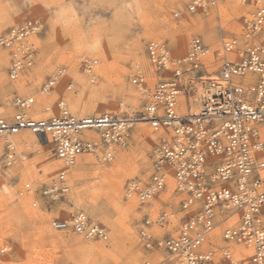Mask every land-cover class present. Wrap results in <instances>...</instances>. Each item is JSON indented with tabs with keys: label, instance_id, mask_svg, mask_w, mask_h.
<instances>
[{
	"label": "rangeland",
	"instance_id": "obj_1",
	"mask_svg": "<svg viewBox=\"0 0 264 264\" xmlns=\"http://www.w3.org/2000/svg\"><path fill=\"white\" fill-rule=\"evenodd\" d=\"M125 1L129 0H0V35L26 18L37 19L40 24V30L27 37L34 55L22 78L9 79L11 56L7 49L0 48V118L10 120L18 111L13 105L15 95L33 98L27 109L37 107L41 100L43 116L32 117L23 110L35 119L58 116L56 103L60 100L76 117L80 114L73 109L75 100L93 110L94 115L104 108L113 116L136 117L143 109L144 95L129 80L134 64L140 65L148 89L169 76L160 75L149 64L148 42L165 40L175 58L185 55L189 41L196 36L214 49L222 39L240 37L241 19L251 9L239 0H217L206 12L190 13L186 9L190 0H138L137 11L132 13ZM46 8L63 21L52 22ZM89 59L97 61L94 82L88 81L81 69V62ZM207 60L211 62L212 58ZM59 68L64 72L56 84L47 92L41 91L42 84ZM192 87L194 92L190 94L195 96L200 89L201 97V86ZM127 94L135 104L126 99ZM151 130L145 122L137 129V136L132 126L110 162L99 163L92 155L80 157L66 170L68 190L55 200L42 194L63 169L50 140L43 138V144H35L22 140V135L13 136L18 158L4 168L9 190L4 193L0 186V264H181L166 251L144 248L137 233L144 214L154 219L162 210L170 211L174 225L178 224L185 213L179 212L182 195L175 191L173 182L144 206L124 195L128 179L145 180L152 171L151 153L160 136L155 131L156 138L149 141L147 132ZM4 149L0 137V161ZM121 157L124 163L115 176H110ZM101 170L110 180L96 173ZM114 186L117 193L111 190ZM76 212L103 226L107 238L88 240L73 232L51 229L53 218L68 219ZM154 230L156 236L162 235ZM219 233L217 229L215 235L219 237ZM232 247L244 252L240 246Z\"/></svg>",
	"mask_w": 264,
	"mask_h": 264
},
{
	"label": "built area",
	"instance_id": "obj_2",
	"mask_svg": "<svg viewBox=\"0 0 264 264\" xmlns=\"http://www.w3.org/2000/svg\"><path fill=\"white\" fill-rule=\"evenodd\" d=\"M239 1L251 6L241 19L240 37L222 39L214 49L196 36L189 41L185 55L175 58L165 40L147 43L149 63L160 75L169 76L148 89L141 69L133 68L130 82L144 95L143 109L134 119L109 114L75 119L60 102V114L54 118L33 120L21 113L12 121L0 118V136L6 138L21 129L47 136L54 155L71 166L79 156L89 154L99 155L102 162L110 161L134 121L146 122L154 131L164 129L165 136L152 149L151 173L145 180L128 179L125 193L139 204H147L166 189L170 176L182 195L179 212L185 214L179 219L177 232L171 225L170 211H159L153 220L144 214L137 231L142 246L165 250L182 264H214L216 251L199 249L204 237L217 223L224 224L238 213L236 226H226L220 236L223 242L242 244L249 255L246 260L235 261L221 248L215 264H264V0ZM216 2L190 0L186 9L203 13ZM39 30L37 19L26 18L0 35V48L7 49L11 56L7 69L10 80L28 72L34 52L26 39ZM209 57L214 68L211 71L207 67ZM96 64V60H84L81 69L92 76ZM63 72V68L57 69L42 84L41 91L50 90ZM211 73L216 79H205ZM192 84L202 88L198 110L191 115L180 114L179 98L183 97L189 109L194 96L190 94L194 92ZM28 102L31 99L16 97L13 103L26 107ZM89 130L96 132L97 141L83 136ZM14 152L6 142L3 167L10 165ZM65 179L66 173L61 170L57 181L42 189L43 196L57 199L66 188ZM50 226L88 239L107 238L103 226L81 213L68 219L53 218ZM154 228L162 235L156 236Z\"/></svg>",
	"mask_w": 264,
	"mask_h": 264
},
{
	"label": "bare ground",
	"instance_id": "obj_3",
	"mask_svg": "<svg viewBox=\"0 0 264 264\" xmlns=\"http://www.w3.org/2000/svg\"><path fill=\"white\" fill-rule=\"evenodd\" d=\"M28 4H29V1L27 2ZM74 5V4H73ZM72 5V6H73ZM77 5V4H76ZM124 5H125V7L127 8V9H129L132 13H135L136 11H137V8H138V0H129V1H125L124 2ZM75 8V7H74ZM46 11H48V13H49V16H50V18H51V21L52 22H58V21H63V19L61 18V16H59L57 13H54V12H52V11H49L47 8L45 9ZM237 37V36H236ZM27 40V39H26ZM28 43V42H27ZM29 44V43H28ZM220 44V43H219ZM30 45V44H29ZM149 62V61H148ZM150 64V63H149ZM209 64V65H208ZM151 65V64H150ZM140 65L138 64V63H136V64H134V68L135 67H139ZM212 66V64H211V62L209 61L208 63H207V67H208V69H209V71H210V67ZM94 70H95V67H94ZM94 70H93V73H92V76H89V74H87V72H85V71H83L84 72V74L89 78V80L88 81H90V77H93L94 78ZM25 76V75H24ZM23 77V76H22ZM21 77V78H22ZM247 77H250V75L249 76H247ZM252 77V76H251ZM205 79H216V77L214 76V74H209V76H206V78ZM130 80V79H129ZM91 82V81H90ZM94 82V81H93ZM197 86H200V84H197ZM199 93H201L200 92V89L199 90H197V93H196V95L195 96H193V98H192V102H191V104H190V106H189V109L187 108H185V105L183 104L184 102H183V97H181V98H179V101H180V107H179V112H180V114H183V115H191V114H195L196 112H197V110H198V106H199V99H200V96H199ZM129 95L130 94H127V100L128 101H132L133 102V104H135V101H133V99H131V95H130V97H129ZM21 98V99H27V101H29L30 99H31V102H28V105L26 106V107H18V106H15L14 105V103H13V105L18 109V111L15 113V114H17V113H21V114H23V115H25L26 117H28L29 119H33V120H42V119H35V118H32L33 116H35V117H41V116H43L42 115V112H43V110H42V104H41V100H38L37 101V104H38V106L37 107H33V108H30V109H27V108H29L30 107V105L33 103V98L32 97H22V96H19V95H15L14 96V98ZM129 97V98H128ZM14 98H13V102H14ZM60 102H62L65 106H66V109H67V104H66V102L64 101V100H60V101H58L57 103H60ZM57 103H56V106H57ZM44 104V103H43ZM75 106H73V109L75 110V111H77L78 112V114H80L78 117H76V116H73L72 114V116L75 118V119H80V118H86V117H90V116H95L96 114H98V115H100V114H108L106 111H104L103 109H98V110H96V114L94 115L93 114V110H87L86 108H85V106H84V104H81L79 101H77V100H75ZM58 108V107H57ZM125 108V107H124ZM25 109H27V112H29L30 114H31V116H29L28 114H27V112H23V110H25ZM48 109L49 108H47L46 107V109L45 110H47L48 111ZM59 110V109H58ZM68 110V109H67ZM129 110V109H128ZM14 114V115H15ZM14 115L11 117V119L10 120H7V121H12L13 120V117H14ZM110 115V114H109ZM113 116V115H112ZM115 117H117V118H122L121 116H119V115H116ZM129 118H135V117H133V115H129L128 116ZM52 118H54V117H52ZM4 119V118H3ZM6 120V119H5ZM143 124H145V122H142V121H134L133 122V124H132V126H134V134L135 135H137L136 134V131H137V129L138 128H140ZM27 130L28 131H30L29 129H21V130H19L17 133H15V134H13V135H11V136H7L6 138H3V140H4V143H6V142H8L9 143V145L10 146H13L14 147V153H15V155L13 156V159H12V161L10 162V165L9 166H7V167H3V165H2V161H0V186H1V191L2 192H6L7 190H9V187H10V185L8 184V173H7V171H5L4 170V168H9L13 163H15V161L17 160V158H18V155H17V153H16V144H15V138L13 139V136H16V135H22L23 137H22V140H25V141H31V142H34L35 144L37 143V144H43L42 142H43V138H44V140L46 139L47 141H49L50 140V138L49 137H47V136H44V135H37V134H34L33 132H31L30 131V133L29 132H27ZM159 136H160V138L161 137H164L165 136V134H166V132H165V130L164 129H160L159 130ZM129 135V134H128ZM147 135H148V140L149 141H151V140H154L155 138H156V132L155 131H153V130H151V131H148L147 132ZM83 136H87V137H89V138H91L92 140H96L97 141V138H98V136H97V134H96V132L95 131H91V130H89V131H84L83 132ZM138 136V135H137ZM158 136V137H159ZM1 137V136H0ZM128 137V136H127ZM126 137V138H127ZM126 138H125V140H126ZM160 138H159V140H160ZM14 140V141H13ZM124 140V141H125ZM158 140V141H159ZM124 141H123V143H124ZM20 142V141H19ZM21 143V142H20ZM25 143H28V142H25ZM122 143V144H123ZM158 143V142H157ZM115 152H116V148L114 149V151L112 152L113 154H112V159L111 160H113V157H114V154H115ZM89 155H91V154H89ZM82 156H85V155H82ZM82 156H79L78 158H77V160H76V162L78 161V159L80 158V157H82ZM92 156H94V158H95V160L97 161V162H99V163H106V162H102L101 160H99V155H93L92 154ZM57 158V157H56ZM58 159V158H57ZM59 160V159H58ZM110 160V161H111ZM61 161V160H60ZM110 161H107V162H110ZM124 160H123V158L121 157L120 159H119V161L117 162V168L116 169H113V170H110V176H115L116 174H117V172L119 171V168L122 166V163H124L123 162ZM62 162V161H61ZM76 162H75V164H76ZM62 164H63V169L62 170H64L65 171V173H66V179H65V181H66V183H65V185H66V188L64 189V192L65 191H67L68 190V173H67V169H69V168H71V167H73L74 165H71V166H65V164L62 162ZM116 164V163H115ZM124 166V165H123ZM61 171V170H60ZM59 171V172H60ZM20 173H21V169H20V171H19ZM59 172H58V174H59ZM97 174H100V175H103L104 177H106V176H108L109 174H107V172H104L103 170H101V171H99V172H96ZM23 175V174H22ZM78 175V173H74V176H77ZM58 176V175H57ZM79 176V175H78ZM25 177V176H24ZM106 179H109L110 180V177L109 178H107L106 177ZM118 179V178H117ZM169 179V180H168ZM114 180V179H113ZM55 181H57V178H56V180ZM54 181V182H55ZM115 182H116V180H114ZM173 182V184H174V181H173V179H172V177H168L167 178V186H169L170 185V182ZM115 182H114V184H115ZM117 183V182H116ZM113 184V183H112ZM113 186V185H112ZM174 189H175V186H174ZM111 190H114V192H118L117 191V188L114 186V187H111ZM165 191V190H164ZM163 191V192H164ZM176 191V190H175ZM162 192V193H163ZM177 193H179L180 194V192L179 191H176ZM124 195H125V197L127 198V199H129V200H135L136 202H137V200L134 198V197H128L127 195H126V193H125V190H124ZM1 196H2V193H1ZM1 196H0V198H1ZM158 196V195H157ZM157 196H155V197H157ZM3 197V196H2ZM154 199V198H153ZM152 199V200H153ZM152 200H150L147 204H149ZM24 201L26 202L27 200H25L24 199ZM29 201V200H28ZM6 202V201H5ZM2 203V202H1ZM134 203V202H133ZM138 203V202H137ZM26 205H27V203H25ZM139 204V203H138ZM147 204H139V205H142V206H144V205H147ZM1 206V205H0ZM24 206V205H23ZM24 210H26V209H24ZM76 213H81V214H83V215H85L84 213H82V212H76ZM76 213H74V214H76ZM238 213L237 214H233L232 215V219H229L226 223H224V224H222V223H217V225L215 226V228L210 232V234L209 235H206L205 237H204V241H203V243L201 244V246H200V250H208L209 248H210V250L211 251H214V254H215V251H219V249H224V250H227L231 255H232V257L235 259V261H238V260H246L247 259V257H248V255H249V250L248 249H246L242 244H237V243H235V242H232V241H228V242H223V240H222V238H221V236L219 235V237H217V235H215V231L218 229V231L219 232H221L226 226H236V224H237V220H238ZM86 216V215H85ZM87 217V216H86ZM44 218V217H43ZM88 218V217H87ZM150 218V217H149ZM151 220H153L152 218H151ZM171 225H172V227H173V229H174V232L176 231L177 232V225H174V223H173V221H171ZM46 225V224H45ZM51 227V226H50ZM46 228V227H45ZM44 228V229H45ZM41 229H43V228H41ZM52 229V228H51ZM155 229V228H154ZM52 230H54V229H52ZM43 231V230H42ZM46 231V230H45ZM56 231V230H55ZM64 232H69V231H64ZM44 233V232H43ZM74 233V232H73ZM75 234H77V233H75ZM220 234V233H219ZM78 235H80V234H78ZM38 236V235H37ZM80 236H82L83 238H85L83 235H80ZM85 239H88V238H85ZM88 240H90V239H88ZM86 241V240H85ZM220 242L221 243V245L220 246H217L216 245V243L217 242ZM83 243V242H82ZM88 243V242H87ZM232 245H235V246H240L241 248H242V250L244 251L243 253H241V251L239 252V250L237 251V250H235V249H233V247H232ZM239 247V248H240ZM150 250V249H149ZM162 250V249H161ZM199 250V251H200ZM163 251H165V250H163ZM167 252V251H166ZM169 253V252H168ZM169 254H171V253H169ZM172 255V254H171ZM216 258H218V255L216 256H214V260H218V259H216ZM179 259V258H178ZM215 261V262H216ZM234 261V262H235ZM215 262H214V264H215ZM181 263V262H180ZM182 264V263H181Z\"/></svg>",
	"mask_w": 264,
	"mask_h": 264
}]
</instances>
